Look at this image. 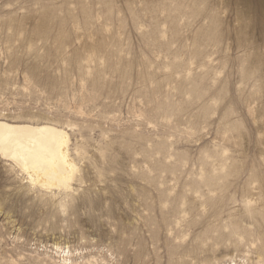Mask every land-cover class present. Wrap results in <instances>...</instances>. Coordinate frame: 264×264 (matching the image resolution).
Instances as JSON below:
<instances>
[{
	"label": "rangeland",
	"instance_id": "rangeland-1",
	"mask_svg": "<svg viewBox=\"0 0 264 264\" xmlns=\"http://www.w3.org/2000/svg\"><path fill=\"white\" fill-rule=\"evenodd\" d=\"M0 119L77 166L0 153V264H264V0H0Z\"/></svg>",
	"mask_w": 264,
	"mask_h": 264
},
{
	"label": "bare ground",
	"instance_id": "bare-ground-1",
	"mask_svg": "<svg viewBox=\"0 0 264 264\" xmlns=\"http://www.w3.org/2000/svg\"><path fill=\"white\" fill-rule=\"evenodd\" d=\"M0 153L41 189H68L77 166L69 151V134L54 123H16L0 119Z\"/></svg>",
	"mask_w": 264,
	"mask_h": 264
}]
</instances>
